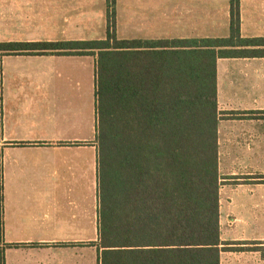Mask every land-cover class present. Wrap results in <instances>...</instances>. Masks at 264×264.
<instances>
[{"label": "crops", "instance_id": "crops-1", "mask_svg": "<svg viewBox=\"0 0 264 264\" xmlns=\"http://www.w3.org/2000/svg\"><path fill=\"white\" fill-rule=\"evenodd\" d=\"M106 8L0 0V44L103 40ZM239 12L241 37L264 38V0ZM229 33V0L115 1L119 39ZM238 49L216 60L220 264H264V44ZM65 51L0 49V264H99L95 56Z\"/></svg>", "mask_w": 264, "mask_h": 264}, {"label": "trees", "instance_id": "trees-1", "mask_svg": "<svg viewBox=\"0 0 264 264\" xmlns=\"http://www.w3.org/2000/svg\"><path fill=\"white\" fill-rule=\"evenodd\" d=\"M115 1L103 40L0 49L95 56L99 264H220L216 60L264 38L241 37L240 0H229L227 38L119 39Z\"/></svg>", "mask_w": 264, "mask_h": 264}]
</instances>
